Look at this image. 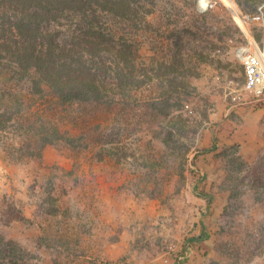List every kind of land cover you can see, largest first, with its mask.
<instances>
[{
	"label": "rangeland",
	"instance_id": "374dc122",
	"mask_svg": "<svg viewBox=\"0 0 264 264\" xmlns=\"http://www.w3.org/2000/svg\"><path fill=\"white\" fill-rule=\"evenodd\" d=\"M135 1L136 18L99 21L132 47L139 88L61 104L0 66V234L31 264H264V111L246 144L225 97L242 83L234 9Z\"/></svg>",
	"mask_w": 264,
	"mask_h": 264
},
{
	"label": "trees",
	"instance_id": "16d2710c",
	"mask_svg": "<svg viewBox=\"0 0 264 264\" xmlns=\"http://www.w3.org/2000/svg\"><path fill=\"white\" fill-rule=\"evenodd\" d=\"M136 4L135 0H0V66L17 81L27 82L33 95L48 92L61 104L96 102L109 98V91L116 95L139 88L150 78L138 70L132 47L105 31L99 21L101 16L134 19L139 15ZM11 121V114L0 112V132ZM61 141L55 135L42 144ZM205 233L202 227L196 240H204ZM32 259L0 234V264H31Z\"/></svg>",
	"mask_w": 264,
	"mask_h": 264
},
{
	"label": "built area",
	"instance_id": "2783aa9c",
	"mask_svg": "<svg viewBox=\"0 0 264 264\" xmlns=\"http://www.w3.org/2000/svg\"><path fill=\"white\" fill-rule=\"evenodd\" d=\"M217 1L227 8L222 0H205L204 5L201 0H197L196 10L205 13L211 10ZM229 2L234 10L227 9L243 41V44L234 50L235 57L242 66V83L229 80L225 97H228L232 104H239L244 98L258 99L264 95V0L251 14L242 13L232 0Z\"/></svg>",
	"mask_w": 264,
	"mask_h": 264
},
{
	"label": "crops",
	"instance_id": "0c3cea01",
	"mask_svg": "<svg viewBox=\"0 0 264 264\" xmlns=\"http://www.w3.org/2000/svg\"><path fill=\"white\" fill-rule=\"evenodd\" d=\"M244 101L239 103V104H231L229 106V110L232 109L233 113H238V115L240 116V118L243 120V128H245L243 131L247 132V136H244V138H246V144H252L253 146H257V142H260V137H258L257 135L259 134V129L260 126L258 125L259 123V119L257 118V112L262 110L264 111V95H262L260 98L258 99H250V98H244ZM249 105H258L257 107L261 108V109H257L256 113H251L252 110H254V108H252ZM243 106H246L247 108H250V110H248L247 113H243L244 109L241 108ZM239 111H242L241 114H239ZM248 128H252L254 129L255 134L251 133L249 130H246ZM252 139H254V143L253 141H251ZM260 145V143H259ZM200 230H202V227L199 229L198 231V235L200 233ZM187 260V259H186Z\"/></svg>",
	"mask_w": 264,
	"mask_h": 264
}]
</instances>
